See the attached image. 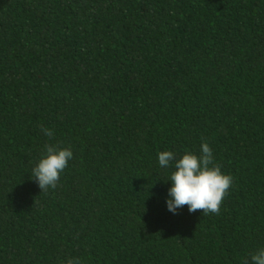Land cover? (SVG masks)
<instances>
[{
	"label": "trees",
	"instance_id": "16d2710c",
	"mask_svg": "<svg viewBox=\"0 0 264 264\" xmlns=\"http://www.w3.org/2000/svg\"><path fill=\"white\" fill-rule=\"evenodd\" d=\"M204 142L233 184L219 215L173 214L158 153ZM49 143L73 158L41 193ZM262 247L264 0H0V264H251Z\"/></svg>",
	"mask_w": 264,
	"mask_h": 264
},
{
	"label": "clouds",
	"instance_id": "9594fccd",
	"mask_svg": "<svg viewBox=\"0 0 264 264\" xmlns=\"http://www.w3.org/2000/svg\"><path fill=\"white\" fill-rule=\"evenodd\" d=\"M41 132L49 138L53 137V132L43 126ZM72 158L70 147L46 144L44 154L32 169L30 179L35 180L41 193H47L57 187L61 173ZM173 161L175 170L170 176L172 186L166 201L168 211L176 214L177 209L187 205L189 213L202 210L203 215H219L222 202L233 184V177L223 174L221 165L214 162L210 145L204 142L198 153L186 151L179 159L172 151L158 153L162 168H168ZM249 255L251 264H264V247ZM66 264H80V260L70 258Z\"/></svg>",
	"mask_w": 264,
	"mask_h": 264
}]
</instances>
